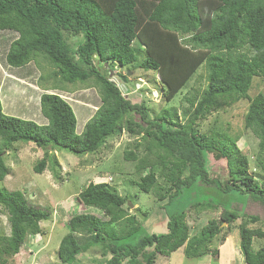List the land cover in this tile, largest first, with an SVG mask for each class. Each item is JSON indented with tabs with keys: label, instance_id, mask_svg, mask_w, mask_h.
<instances>
[{
	"label": "trees",
	"instance_id": "1",
	"mask_svg": "<svg viewBox=\"0 0 264 264\" xmlns=\"http://www.w3.org/2000/svg\"><path fill=\"white\" fill-rule=\"evenodd\" d=\"M2 31L16 34L3 54L4 63L22 68L32 62L42 71L38 83H43L45 92L40 95L39 109L48 123L38 125L36 117L35 123L7 116L0 101V182L9 174L3 155L18 142L44 151L33 168L41 174L47 161L57 165L50 151L95 154L105 140L122 130L141 134L146 140L140 157V143L135 150L123 151L126 161L137 162L135 171L145 173L136 182L140 191L151 192L158 164L167 170L170 186L161 197L167 202L160 205L166 208L165 234L144 235L136 244H118L139 232L135 227L127 235H117L113 227L127 215L123 206L128 198L118 195L108 183L91 182L77 194V203L100 209L109 219L103 221L90 213L70 217L66 224L69 233L57 249L58 264H73L95 246L109 251L104 264H121L125 259L128 264H155L158 256L168 257L183 246L187 258L208 253L215 257L218 250L211 245L224 230V223L229 230L239 218L253 224L260 221L258 216L245 214L243 206L251 200L264 207V181L248 173L247 159L236 149L234 139L219 134L223 139L217 140L218 133L200 134L197 121L247 100L244 128L258 140L256 162L264 173V93L248 95L252 80L264 78V0H0ZM140 57L143 60L138 63ZM135 64L157 74L154 80L157 83L159 78L166 102L174 99L198 67L206 69V87L200 96L186 99L183 124L174 107L150 117L143 101L131 103L122 94L120 87L129 85L128 73ZM66 85L98 91L100 105L80 134L71 105L54 93L65 92ZM0 98L4 108L12 110L6 97ZM210 153L226 159L225 179L210 176L206 159ZM199 183L219 198L232 200L227 205L202 199L204 193L196 191ZM177 201L185 210L189 205L197 211L222 212L219 220H209L189 238L186 213L168 210ZM0 205L7 211L10 228L8 236H0L3 264L5 257L18 254L28 234L41 233L39 223L50 214L31 205L20 191L0 189ZM77 234L87 240L80 244ZM238 236L244 263L264 264V246L252 250L253 239H264V232L245 222L239 226ZM224 240L223 234L221 244Z\"/></svg>",
	"mask_w": 264,
	"mask_h": 264
},
{
	"label": "rangeland",
	"instance_id": "2",
	"mask_svg": "<svg viewBox=\"0 0 264 264\" xmlns=\"http://www.w3.org/2000/svg\"><path fill=\"white\" fill-rule=\"evenodd\" d=\"M6 32L7 37H12L15 33L12 31L0 32V44L3 43L0 50V65L6 72L5 76L0 71V78L11 74L14 77L4 80L8 85L0 82V95L6 97L8 107L3 112L7 116L17 117L23 120L37 122L38 125H46L47 119L40 114L39 98L45 91L43 83H38V77L42 73L34 63H30L22 68H11L9 71L4 63L3 54L9 43L1 39ZM5 43V44H4ZM74 43V42H72ZM143 57L138 58V63ZM128 73L129 85L126 87L133 92L136 84L140 89L130 95H127L132 103L144 102L148 115L155 116L166 108L174 107L177 110L178 121L183 124L181 119L183 108L188 107L189 99L192 96H200L207 84V72L203 66L195 71L191 79L179 91V93L170 102L160 96H153L152 92L159 89V81L156 83V75L152 71L140 69L134 65L130 67ZM49 73V72H48ZM122 74L125 70L121 71ZM8 78V76L6 77ZM155 78V80H154ZM13 87V91L11 88ZM90 87V86H88ZM150 89V92H147ZM16 93V94H14ZM58 93L72 107L77 118L76 132L80 134L85 122L94 114L100 105V99L96 88H86L81 85H66V91L57 90ZM259 93H264V78L255 77L252 80L249 89V97H254ZM14 94V95H13ZM18 94V95H17ZM15 96V97H14ZM36 105V106H35ZM248 101L240 100L231 107L223 111L213 112L204 119L197 121V128L200 134L212 136L217 134V140L223 139L221 135H227L235 140L236 149L247 159L248 173L264 181V173L257 167L256 156L258 154V140L250 130L244 128V115L247 111ZM39 116H38V115ZM36 117L37 121L33 118ZM47 120V122H46ZM221 134V135H219ZM146 140L142 135L129 134L122 130L119 135L108 138L95 154L76 156L67 151H50L49 155L54 157L57 165L52 161H47L45 170L41 174L34 172L33 168L44 156V151L29 143L18 142L14 148L5 151L3 155L4 162L9 169L8 176L0 182V189L7 191H20L24 194L27 201L41 210H47L49 217L46 221L39 223L40 234H28L20 246L18 254L5 257L3 264H58L57 249L61 238L69 233L66 225L69 218L81 213L94 214L103 221H108L109 217L103 214V211L94 207H85L77 203V194L89 183H108L112 190L120 196H127L128 202L123 206L127 215L115 222L113 227L117 235H127L135 227L139 232L133 236L127 237L124 241L130 244H136L144 235H162L166 233V208H160L167 199L165 196L170 183L167 181V170L160 164L156 166L155 174L157 182L151 192L143 193L137 187L136 182L145 173L136 172L137 162H128L123 158L124 150H135V145L140 143L139 157L144 153ZM207 169L211 177H221L225 179L228 173L227 161L224 158L216 159L213 154H207ZM147 173V172H146ZM200 188L196 189L198 194L204 193L202 199L213 198L224 204H229L231 197L221 199L213 194L211 188L205 187L204 183H199ZM194 194H192L193 198ZM185 210L181 202L177 201L169 207L171 214L186 213V224L189 227V238L198 234L202 226L209 220H219L221 209L209 211H197L187 205ZM234 207L240 209V204ZM243 212L249 215H255L260 221L253 224L245 218L235 220L230 229L227 230V224L224 223V230L213 240L211 249H217V256L211 253L198 258H187L184 254V246L171 253L168 257L158 256L155 264H245L239 251V226L247 222L251 229H260L264 232V207L251 200H246L243 206ZM9 221L7 211L0 205V236L9 235ZM225 235V240L221 244L220 237ZM80 244L87 238L83 235H76ZM264 246V239L254 238L252 242L253 252ZM109 251H103L99 246H95L82 254L78 261L73 264H104L107 262ZM121 264H128V259L123 260Z\"/></svg>",
	"mask_w": 264,
	"mask_h": 264
},
{
	"label": "crops",
	"instance_id": "3",
	"mask_svg": "<svg viewBox=\"0 0 264 264\" xmlns=\"http://www.w3.org/2000/svg\"><path fill=\"white\" fill-rule=\"evenodd\" d=\"M4 34V36L1 38L2 40L3 39H5V41H7L9 44L11 43V41L13 40V39H15L16 38V34H14L12 37H7L6 36V32H4L3 33ZM5 44V43H4ZM9 46V45H8ZM2 47H3V43H1L0 44V50H2ZM7 49H8V47H7ZM7 49L4 51V52H6L7 51ZM2 54H4V53H2ZM2 66L0 65V71L3 73L2 75H4L5 76V71L1 68ZM8 67V66H7ZM8 69H9V71H11L12 69L10 68V67H8ZM10 73V72H9ZM7 74V76H8V78H6V77H1L0 78V82L1 83H3V85H8V83L7 82H4V80H7V79H11V77H14L13 75H11V74ZM11 88V87H10ZM14 89H13V87L11 88V91H13ZM2 107H3V105H2ZM4 111V110H3ZM5 114V113H4Z\"/></svg>",
	"mask_w": 264,
	"mask_h": 264
},
{
	"label": "clouds",
	"instance_id": "4",
	"mask_svg": "<svg viewBox=\"0 0 264 264\" xmlns=\"http://www.w3.org/2000/svg\"><path fill=\"white\" fill-rule=\"evenodd\" d=\"M16 69H18V68H16ZM158 81H159V78H158ZM140 85L139 84H136V86H135V89H133V92L131 93V91L129 90V89H126V88H124V87H120L121 88V91H122V94L126 97L127 95H130V93L131 94H133V93H136L139 89H140V87H139ZM150 89H147V92H150L149 91ZM138 93V92H137ZM157 96V97H159L160 96V100L162 99V97H163V92H162V90L159 88V89H156V90H154L153 92H152V98H153V96ZM128 99V98H127ZM129 100V99H128ZM132 103V102H131ZM41 114V113H40ZM47 122V121H46Z\"/></svg>",
	"mask_w": 264,
	"mask_h": 264
},
{
	"label": "water",
	"instance_id": "5",
	"mask_svg": "<svg viewBox=\"0 0 264 264\" xmlns=\"http://www.w3.org/2000/svg\"><path fill=\"white\" fill-rule=\"evenodd\" d=\"M224 225V224H223Z\"/></svg>",
	"mask_w": 264,
	"mask_h": 264
}]
</instances>
